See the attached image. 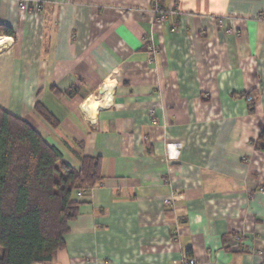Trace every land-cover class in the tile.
Listing matches in <instances>:
<instances>
[{
	"label": "crops",
	"instance_id": "obj_1",
	"mask_svg": "<svg viewBox=\"0 0 264 264\" xmlns=\"http://www.w3.org/2000/svg\"><path fill=\"white\" fill-rule=\"evenodd\" d=\"M42 1L0 0V107L103 176L51 264H264V0Z\"/></svg>",
	"mask_w": 264,
	"mask_h": 264
},
{
	"label": "trees",
	"instance_id": "obj_2",
	"mask_svg": "<svg viewBox=\"0 0 264 264\" xmlns=\"http://www.w3.org/2000/svg\"><path fill=\"white\" fill-rule=\"evenodd\" d=\"M256 146L264 151V130ZM102 179L100 157H83L76 170L31 124L0 107V264H51L80 213L77 195Z\"/></svg>",
	"mask_w": 264,
	"mask_h": 264
},
{
	"label": "built area",
	"instance_id": "obj_3",
	"mask_svg": "<svg viewBox=\"0 0 264 264\" xmlns=\"http://www.w3.org/2000/svg\"><path fill=\"white\" fill-rule=\"evenodd\" d=\"M20 11L22 13H42L43 12V7H44V1L42 0H20ZM154 13H155V18L156 21L158 23H163L166 20L167 17V12L164 11V9H162L159 5H156L155 9H154ZM225 20L221 19L220 21V25L223 27L224 31L228 34H231L234 32V30L227 28L225 25ZM2 39L0 41V45L4 44L6 41L5 38H0ZM145 44L147 45L149 54H150V61L154 62V56L155 53L157 52V46L155 44L154 38L153 37H148L145 38ZM249 100L251 101L252 99L249 98ZM184 196H182V194H175L174 196L168 198L165 201V205L168 207H173L174 206V201L175 199H183ZM233 239L235 240L236 244H235V248L236 250H240V235L235 234L233 235ZM209 256H211V253L208 254ZM175 264H199L198 260L195 257H188V256H183L182 260L180 262H175Z\"/></svg>",
	"mask_w": 264,
	"mask_h": 264
},
{
	"label": "bare ground",
	"instance_id": "obj_4",
	"mask_svg": "<svg viewBox=\"0 0 264 264\" xmlns=\"http://www.w3.org/2000/svg\"><path fill=\"white\" fill-rule=\"evenodd\" d=\"M86 104H87V107H88V110H93L95 109L96 106L93 105L92 103V99H89L86 101ZM97 108V107H96Z\"/></svg>",
	"mask_w": 264,
	"mask_h": 264
}]
</instances>
